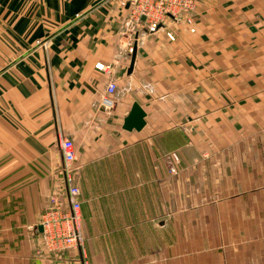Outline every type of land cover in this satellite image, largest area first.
I'll use <instances>...</instances> for the list:
<instances>
[{
	"label": "crops",
	"instance_id": "obj_1",
	"mask_svg": "<svg viewBox=\"0 0 264 264\" xmlns=\"http://www.w3.org/2000/svg\"><path fill=\"white\" fill-rule=\"evenodd\" d=\"M192 15L169 40L131 35L119 0H0V264H264V0ZM69 184L83 245L48 252L41 215Z\"/></svg>",
	"mask_w": 264,
	"mask_h": 264
},
{
	"label": "built area",
	"instance_id": "obj_2",
	"mask_svg": "<svg viewBox=\"0 0 264 264\" xmlns=\"http://www.w3.org/2000/svg\"><path fill=\"white\" fill-rule=\"evenodd\" d=\"M197 0H119L121 6H127L132 21L129 33L136 35L143 27L149 33L164 31L169 40L175 36L171 27L184 23L190 32H194V20L192 12ZM133 36V37H134ZM136 37V36H135ZM128 52L133 51L130 42L127 43ZM95 68L103 70L102 63H96ZM108 71V70H107ZM117 89L114 80L106 84L104 93L100 97V103L110 110L114 106L113 94ZM58 145L62 152L64 166L68 169L74 159V148L70 140L60 137ZM169 171L176 172V168L170 164ZM70 182V178L67 176ZM79 189L69 184L66 194H52L48 197V207L42 213L40 226L42 228L40 241L48 252H55L65 248H80L83 245L81 235L80 201L78 199Z\"/></svg>",
	"mask_w": 264,
	"mask_h": 264
},
{
	"label": "water",
	"instance_id": "obj_3",
	"mask_svg": "<svg viewBox=\"0 0 264 264\" xmlns=\"http://www.w3.org/2000/svg\"><path fill=\"white\" fill-rule=\"evenodd\" d=\"M135 54L134 52L131 55L130 65L128 68V72H131L132 66L134 63ZM145 112L141 108V106L134 102L131 105L130 111L126 115V117L123 120L122 128L128 131H131L133 129L140 130L145 125ZM40 230H42L41 226L39 227Z\"/></svg>",
	"mask_w": 264,
	"mask_h": 264
},
{
	"label": "rangeland",
	"instance_id": "obj_4",
	"mask_svg": "<svg viewBox=\"0 0 264 264\" xmlns=\"http://www.w3.org/2000/svg\"><path fill=\"white\" fill-rule=\"evenodd\" d=\"M174 27V26H173ZM208 196V195H207ZM211 197H212V195H211ZM208 199V197H206L205 195H203L201 198H200V200H207Z\"/></svg>",
	"mask_w": 264,
	"mask_h": 264
}]
</instances>
